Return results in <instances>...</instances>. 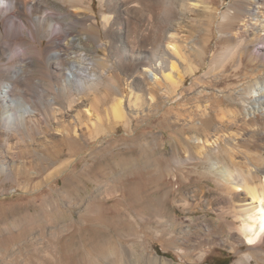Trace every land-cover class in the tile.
<instances>
[{
    "label": "bare ground",
    "instance_id": "1",
    "mask_svg": "<svg viewBox=\"0 0 264 264\" xmlns=\"http://www.w3.org/2000/svg\"><path fill=\"white\" fill-rule=\"evenodd\" d=\"M72 1L78 4L77 11L72 12L74 15L81 13V6L86 3L93 10L90 0ZM99 2L107 10L101 13L102 21L96 16L87 23L80 18H71L70 11L57 7L52 0H0V180L3 184L11 182L26 191H36L53 175L69 169L73 158L62 162L60 158L81 150L84 146L80 139L87 132L91 138L98 139L105 131L99 123L102 104L112 101L110 107L104 108L105 112L112 113L113 121H125L128 126L131 120L132 126L133 118L144 113L147 106L162 108L165 101L172 100L182 110L177 109L175 119L170 120L177 125L173 129L178 135L175 147L183 148L187 153L180 160L203 166L213 175L225 195L220 212L232 218H222L220 222L231 229V236L223 241H229V250L234 253L240 252L239 245L249 249L232 264H264V85L258 80L262 68L251 66L255 58H264V0H244V10L223 14L220 26L226 36L222 40L245 47V53L235 63L236 72L243 69L241 79L227 85L223 94L198 90L196 97L202 94L206 101L195 102L192 106L184 104L187 99L182 86L186 79L180 70L188 54L178 42L179 33L171 31L181 14L178 0H154L153 4L147 2L139 8L131 7V3L118 8L113 0ZM188 6L198 8L199 4L192 2ZM122 11L129 16L126 26L121 28L127 40L139 37L153 21L162 24L164 33L173 32L168 34L164 45L161 43L162 47L150 44L145 54L141 49L130 54L139 65L128 78L132 89L145 95L142 102L135 99L130 103L124 96L114 93L116 77H119L114 66L118 69L125 66V47L111 44L108 48L103 37L107 39L113 35V17ZM80 25L85 31L76 32L75 28ZM88 29L98 31L88 33ZM88 36L95 41L97 53L105 49L113 57L111 67L107 62V72L103 70L107 80L105 92L99 90L104 78L98 70L101 63L104 65V59L88 54L86 47L91 46ZM252 47L259 50V55L253 54L245 62L246 53H251ZM189 68L192 73L196 72L197 68L191 64ZM148 70L156 77L162 76L160 78L168 86L163 89L165 100L155 96V85L149 87ZM222 82L220 78L215 81L216 84ZM196 84L201 85L200 80ZM187 90L192 92L195 88L190 86ZM68 117L73 119L71 124L66 123ZM56 131L61 132L58 141L55 140ZM148 143L151 149L153 142ZM50 168L52 171L48 173ZM45 172V179L37 180ZM109 174L90 164L79 170L71 168L59 187L50 188L52 195L31 197L1 211L0 264L7 259L11 247L19 250L25 245L34 246L38 255L32 264H60L64 250L57 232L63 225L68 228L83 225L82 222L97 216L103 209V196L110 191L117 195L121 181L112 176V182H103L102 177ZM160 174L152 173L151 177ZM124 180L123 194L128 190ZM65 199H68L66 204ZM74 199L83 207L77 214L71 205ZM215 201L217 199L200 196L196 204L214 210ZM185 203L190 202L185 200ZM166 206L165 199L153 198L150 215L155 223L164 226V232L171 240L176 236L175 227L171 226L181 222L171 211V222L168 223L163 215ZM210 224L211 221L208 228ZM185 231L183 229L178 235ZM84 233L91 240L95 228L87 226ZM212 240L217 243L216 239ZM121 247V243L118 248L108 239L99 240L84 248L85 253L77 257L74 264H125ZM175 249L182 257L186 256L182 246L176 245ZM210 251L211 248L201 249L190 263L176 262L174 258L151 253L146 248L131 250V255L136 258L132 264H202Z\"/></svg>",
    "mask_w": 264,
    "mask_h": 264
},
{
    "label": "rangeland",
    "instance_id": "2",
    "mask_svg": "<svg viewBox=\"0 0 264 264\" xmlns=\"http://www.w3.org/2000/svg\"><path fill=\"white\" fill-rule=\"evenodd\" d=\"M142 1L113 0L118 8L130 5V3L131 7L136 6L135 8H139L141 4L147 3L149 0ZM153 1L150 0L147 4H153ZM189 1L190 3L198 2L199 7H189ZM52 2L57 7L70 11L71 18H80L86 20L87 23H90L96 16L101 22V13L107 11L106 6L101 7L99 0H90L93 10L90 8V4H83L80 10L81 13L77 15L72 14V12L77 11V2L72 0H64V2L63 0H52ZM113 2L111 3L113 4ZM178 2L179 7H181V14L179 20L173 23L171 31L174 32L176 30L179 33L178 42L188 54L187 61L181 64L180 70L186 79L185 84L182 86L187 99L184 104L192 106L195 102L204 103L206 101V96H202V94L196 97L195 93L198 90L204 89L205 93L214 92L223 94L225 89H227L225 88L227 85L237 83L241 79L240 75L243 69L236 72L235 63L245 53V47L222 40L223 36H226V32L222 30L220 24L223 21V14L225 12H234L235 10L240 12L245 9L246 3L244 0H178ZM128 17L123 11L115 15L113 17V35L107 39L106 36L103 37V41L106 47L111 44L118 45L120 48L124 46V53L129 64L126 61L123 69H118L116 68L117 66H114V71H117L115 74L119 76L116 77L117 90H114L115 95L124 96L130 103L131 100L135 99L142 102L143 100L145 101V95L140 94L136 89H132L131 79L128 78L129 73L139 65V62L136 61L137 59H131L130 54L140 49L145 54L147 52L146 48L150 44H154L156 48L160 45L162 47L167 37L171 35V31L164 33L162 24L160 25L153 21L151 24L149 23L148 29L140 34L139 37L127 40L121 28L126 26ZM75 31L80 32L85 31V29L80 25L75 28ZM97 31L98 29L87 30L88 33H96ZM88 41H90L91 45L86 47L88 54L94 58L98 57L100 59L102 57L104 65H108L110 68L113 57L111 58V55L107 54L108 50L100 49L101 51L99 50V53H97L92 36H88ZM253 54L259 55V50L256 47H252L251 53H246L245 62ZM190 64L197 68L195 73L191 72L189 68ZM100 65L98 70L99 73L103 74L104 79L99 85V90L105 92L107 80L103 70L107 72L108 66L105 67L102 63ZM252 65L255 68H262V74L258 80L260 84L264 85V58H255L254 64L251 63ZM148 72L149 87L155 85V96L163 97L162 99L165 100L166 98L163 95L165 91L163 89L168 88V86L164 83L163 78H160L162 76L158 75L159 77H156L151 70H148ZM175 77H177L176 73ZM219 78L223 82L216 84L215 81ZM157 79L160 81H157ZM199 80L201 85H194ZM190 86H194L195 91L190 92V90H187ZM58 100L61 102V99ZM111 104L112 101L104 105L102 104L103 109L99 114V123L105 129L103 134L98 139H93L89 135V132L86 131L85 125H83L84 130L87 132L80 139L84 147L74 152L72 156L65 154L60 158V162L70 157L73 158L72 166L69 169L60 174L53 175L49 182L43 183L42 187H39L36 191H26L11 182L3 184L0 180V212L10 208L13 204L17 205L31 197L52 195L50 188L53 186L59 187L71 168L79 170L85 164H90L99 171L103 170V173L109 174L110 172L107 175L109 177H102L103 182H112L115 178L119 179L121 181H118L120 188L117 190V195H114L113 191H110L109 194L107 193V196L102 197L101 204L103 209L97 216L86 219L82 222L83 225L79 227L71 226L68 228L63 225L62 229L57 232V235L61 237L60 245H62L64 250L60 264H74L76 258L85 253L84 248H89L91 245L99 242V240L101 242L104 239H108L116 247L118 246V248L121 243L126 261L125 264H132L136 259L131 255V250H140L141 248H146L151 253L174 258L176 262L186 261L189 263L192 262L191 258L201 249L211 248L202 264H232L239 255L248 252L249 249L246 245L238 246L239 253L231 252L228 247L229 241H223L231 236V229L228 225L222 226L220 222L222 218L228 220L232 218L226 213L220 212V205H223L222 201L225 199V195L219 189L213 175L203 166L197 167L193 162L185 164L180 160L187 153L183 151V148L175 147L178 135L173 129L177 125L175 124L176 122L174 123L170 120L175 119L174 112L177 109L181 110V108H178L172 100L165 101V108H163L164 104L162 108L147 106L144 113L133 118V125L131 126L130 120L128 126L125 124V121H113L112 113L110 111L105 112L104 108L110 107ZM125 111L127 112L128 109L126 108ZM72 120V117H68L66 123L71 124L70 121ZM56 132L55 140L58 141V138L61 137V132ZM149 141L153 142L151 149L149 148ZM51 169L47 172L50 173ZM204 170H207V172H204ZM158 172L161 174L157 177H151L152 173L156 174ZM46 174V172L42 173L37 180L45 179ZM112 176L113 179L111 178ZM124 179L127 181L126 188L128 190L124 191L123 194L125 184L122 182L125 181ZM93 185H90V188ZM154 195L159 199H165L167 206L163 208V215L169 221L168 223L171 222L169 218L171 211L175 213L177 219L181 222L177 226H171L172 228L175 227L174 232L176 236L173 237L174 240L167 238L168 235L165 234L162 224L155 223L151 219L150 205L153 198H155ZM200 196L204 199H217L214 203L215 209L207 210L197 207L196 200ZM53 198L56 199L57 197ZM185 200H188L190 203H185ZM72 202L71 205L74 206L77 214L83 208L82 204L77 199H74ZM64 203H68V199H65ZM209 221L212 222L210 228H208ZM218 224L220 226H217ZM86 225L95 228V233L91 240L84 233V229L87 228ZM81 226L84 229H81ZM183 229L186 230L184 234L178 235V232ZM212 239H216L217 243H213ZM174 245L182 246L186 256L182 257L178 254ZM41 255L43 256L44 253ZM119 257L117 260L120 262ZM37 259L38 255L34 246L25 245L22 248L20 247L19 250L17 247H11L8 250L7 259L2 264H32Z\"/></svg>",
    "mask_w": 264,
    "mask_h": 264
}]
</instances>
